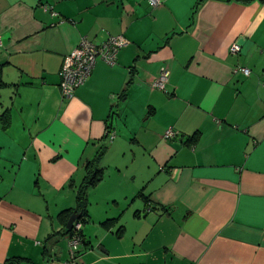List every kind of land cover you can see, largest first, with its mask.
Wrapping results in <instances>:
<instances>
[{"label":"crops","instance_id":"obj_1","mask_svg":"<svg viewBox=\"0 0 264 264\" xmlns=\"http://www.w3.org/2000/svg\"><path fill=\"white\" fill-rule=\"evenodd\" d=\"M119 35L63 99L64 55ZM101 148L76 264H264V0H0V264L69 260Z\"/></svg>","mask_w":264,"mask_h":264},{"label":"built area","instance_id":"obj_2","mask_svg":"<svg viewBox=\"0 0 264 264\" xmlns=\"http://www.w3.org/2000/svg\"><path fill=\"white\" fill-rule=\"evenodd\" d=\"M151 7L160 5L161 0H146ZM127 44V41L122 36H109L102 43L95 44L86 38H81L77 47L70 52L66 53L62 59L60 69L58 72L59 83L58 88L60 95L63 99H69L73 96L75 90L82 86L91 74L97 59L113 65L117 58L118 51ZM240 47L237 43H233L229 47L231 54L239 52ZM234 72H240L247 76L249 70L245 67H235ZM167 71L163 68L160 69L153 87L158 90H164L167 81ZM176 135L171 129L164 133V137L170 139ZM105 136L108 139L114 137L110 129L105 130ZM81 224L75 221L71 227V234L68 236L67 245L69 250V260L65 264H76L74 261V251L80 241L79 231Z\"/></svg>","mask_w":264,"mask_h":264},{"label":"trees","instance_id":"obj_3","mask_svg":"<svg viewBox=\"0 0 264 264\" xmlns=\"http://www.w3.org/2000/svg\"><path fill=\"white\" fill-rule=\"evenodd\" d=\"M246 1V0H244ZM3 117H5L3 115ZM106 129L108 130V127H106ZM110 129V128H109ZM105 139H107V136H104ZM103 152V149L101 148L98 153L96 154V157L91 160L86 162L85 164V176L84 179L82 181V183L80 184V186L78 187V190L76 192V204L75 207L71 210H63L58 214V220L62 225H66V222L69 218V216L71 215V213L73 211H75L78 215V219L77 221L83 223L85 222L84 218L87 215L86 213V205H87V189L91 186H93L100 178H101V167H100V155ZM114 222V220H106L105 222L102 223L103 227H108L110 226L112 223ZM62 233L64 235H70L71 234V230H63ZM79 236L80 238H82V234L79 231ZM12 262V261H11Z\"/></svg>","mask_w":264,"mask_h":264},{"label":"water","instance_id":"obj_4","mask_svg":"<svg viewBox=\"0 0 264 264\" xmlns=\"http://www.w3.org/2000/svg\"><path fill=\"white\" fill-rule=\"evenodd\" d=\"M77 219H78V215H77V213H76L75 211H73V212L71 213V215L69 216L67 222H66L65 228H66L67 230L71 229L73 222H74L75 220H77Z\"/></svg>","mask_w":264,"mask_h":264},{"label":"rangeland","instance_id":"obj_5","mask_svg":"<svg viewBox=\"0 0 264 264\" xmlns=\"http://www.w3.org/2000/svg\"><path fill=\"white\" fill-rule=\"evenodd\" d=\"M112 132V131H111ZM113 133V132H112ZM113 139V138H112ZM84 225V224H83ZM98 229V228H97Z\"/></svg>","mask_w":264,"mask_h":264},{"label":"flooded vegetation","instance_id":"obj_6","mask_svg":"<svg viewBox=\"0 0 264 264\" xmlns=\"http://www.w3.org/2000/svg\"><path fill=\"white\" fill-rule=\"evenodd\" d=\"M75 221H77V220H75ZM75 221H74V222H75ZM74 222H73V223H74Z\"/></svg>","mask_w":264,"mask_h":264}]
</instances>
